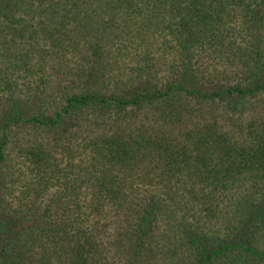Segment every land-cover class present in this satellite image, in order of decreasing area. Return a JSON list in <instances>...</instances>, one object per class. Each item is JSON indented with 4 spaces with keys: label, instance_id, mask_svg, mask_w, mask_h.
I'll return each mask as SVG.
<instances>
[{
    "label": "trees",
    "instance_id": "1",
    "mask_svg": "<svg viewBox=\"0 0 264 264\" xmlns=\"http://www.w3.org/2000/svg\"><path fill=\"white\" fill-rule=\"evenodd\" d=\"M0 264H264V0H0Z\"/></svg>",
    "mask_w": 264,
    "mask_h": 264
}]
</instances>
